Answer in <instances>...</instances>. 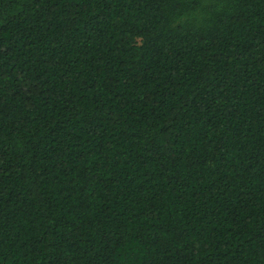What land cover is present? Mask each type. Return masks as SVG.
<instances>
[{"label": "trees", "instance_id": "trees-1", "mask_svg": "<svg viewBox=\"0 0 264 264\" xmlns=\"http://www.w3.org/2000/svg\"><path fill=\"white\" fill-rule=\"evenodd\" d=\"M0 264H264V0H0Z\"/></svg>", "mask_w": 264, "mask_h": 264}]
</instances>
